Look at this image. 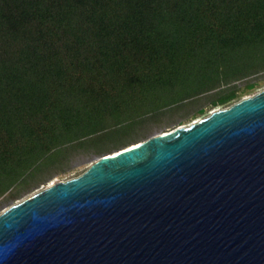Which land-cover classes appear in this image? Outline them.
I'll return each mask as SVG.
<instances>
[{
    "label": "trees",
    "instance_id": "1",
    "mask_svg": "<svg viewBox=\"0 0 264 264\" xmlns=\"http://www.w3.org/2000/svg\"><path fill=\"white\" fill-rule=\"evenodd\" d=\"M264 80V0H0V205Z\"/></svg>",
    "mask_w": 264,
    "mask_h": 264
},
{
    "label": "water",
    "instance_id": "2",
    "mask_svg": "<svg viewBox=\"0 0 264 264\" xmlns=\"http://www.w3.org/2000/svg\"><path fill=\"white\" fill-rule=\"evenodd\" d=\"M0 264H264V87L5 209Z\"/></svg>",
    "mask_w": 264,
    "mask_h": 264
},
{
    "label": "rangeland",
    "instance_id": "3",
    "mask_svg": "<svg viewBox=\"0 0 264 264\" xmlns=\"http://www.w3.org/2000/svg\"><path fill=\"white\" fill-rule=\"evenodd\" d=\"M263 87H264V80L255 89H253L252 91H249L248 93L242 95L241 97H239V98H237V99H235V100H233V101H231V102H229L227 104L220 105V106H215V107H206L204 113L201 114V115H197L196 117L190 118V119L185 120V121H178L177 120V121L171 122V123H169L167 125L155 126V127L152 128L151 132L147 135L146 138H139L136 142H142V141L147 140L148 138H150L151 136H154V135L165 134L168 131H172V130L178 128V127L188 126L192 122L193 123L196 122L197 120H199L202 117L210 114L214 110H218L221 107H224V106H226V105H228V104H230V103H232V102H234V101H236V100H238V99H240V98H242L244 96H247L249 94H252V93L262 89ZM131 145H129V146L131 147ZM99 157H101V156L92 155V154H89V155L80 154V155H76V156L72 157V159L69 161L68 170L67 171L59 172L57 174H54L44 184H41L38 187L30 190L29 192H27L25 194H22L17 200L1 203V205H0V213L3 212L8 207L16 204L17 202L27 198L28 196H31L35 192H38V191L42 190L43 188H45L47 186H50L54 182H60V181L64 182V181H68L70 179L76 178L77 176H79L80 174L85 172V170Z\"/></svg>",
    "mask_w": 264,
    "mask_h": 264
},
{
    "label": "bare ground",
    "instance_id": "4",
    "mask_svg": "<svg viewBox=\"0 0 264 264\" xmlns=\"http://www.w3.org/2000/svg\"><path fill=\"white\" fill-rule=\"evenodd\" d=\"M194 123H195V122H194ZM136 145H137V143H136ZM136 145L133 144V145H131V147L136 146ZM129 147H130V146H129ZM129 147H128V148H129ZM126 148H127V147H126ZM124 149H125V148H124ZM116 152H117V151H116ZM116 152H115V153H116ZM53 184H54V183H53ZM51 185H52V184H51ZM51 185H50V186H51Z\"/></svg>",
    "mask_w": 264,
    "mask_h": 264
}]
</instances>
